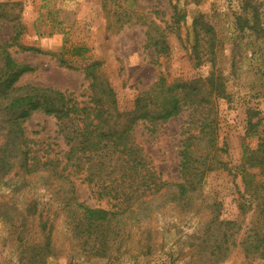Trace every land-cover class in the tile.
Returning a JSON list of instances; mask_svg holds the SVG:
<instances>
[{"label":"rangeland","instance_id":"1","mask_svg":"<svg viewBox=\"0 0 264 264\" xmlns=\"http://www.w3.org/2000/svg\"><path fill=\"white\" fill-rule=\"evenodd\" d=\"M32 21L34 31L27 32ZM48 24L62 38L55 50L41 44ZM17 30L20 36L6 51L32 70L15 86L53 89L86 103L85 74L91 73L96 85L106 82L113 90L110 113L123 114L119 124L137 115L131 114L137 99L160 77L201 89L203 102L195 100L173 118L130 124L141 176L124 180L179 183L183 145L207 155L214 169L187 197L163 187L138 200L144 202L138 216L128 212L109 228L87 231L82 223L76 228L70 199L115 210L116 200L97 188L112 177L84 181L80 171L73 183L46 173L23 178L10 162L8 174L0 176V264H35L38 254L45 264H264V248L246 251L256 202L236 172L245 151L264 148V0H0V42ZM75 52L82 57H72ZM151 100L143 104L153 110ZM21 126L20 142L36 156L62 161L53 167L64 163L70 149L66 120L34 111ZM250 172L261 180L257 168ZM100 235H106L104 251Z\"/></svg>","mask_w":264,"mask_h":264},{"label":"trees","instance_id":"2","mask_svg":"<svg viewBox=\"0 0 264 264\" xmlns=\"http://www.w3.org/2000/svg\"><path fill=\"white\" fill-rule=\"evenodd\" d=\"M19 36L20 32L17 30L9 41L0 42V133L6 130L7 136L0 144V176L8 174L6 167L13 162L23 170V178L24 176L45 178L46 173L54 179H65L73 183L70 178H77L80 171L86 173L84 181H93L98 175L112 177L109 182L97 185V188L99 194L116 200L113 204L115 210L91 208L77 202L76 199H70L69 210L78 222L76 228L82 223L87 231L102 230L111 227L115 224L114 219L125 213H138L136 215L138 216V210L144 205V202L138 200L146 193L157 194L163 187H175L173 196L187 197L197 190V184H200L206 173L214 169L208 164L207 155L196 156L197 151L183 145L179 153L178 174L181 178L179 183L152 180L151 182L133 180L135 183H131L124 180L125 177L136 179L141 176V169L137 168L140 159L138 160L128 140L130 124L137 119L146 120L150 124L155 120L166 121L179 115L184 107L196 105L195 100L197 105L201 104L203 100L198 96L201 89L197 85L192 82L166 83L165 78L160 77L149 91L137 99L135 111L131 113L137 115L119 124L118 120L123 114L114 113V102L110 101L114 94L113 90L106 82L103 85H96L98 77L91 73L85 74V80L90 81L88 85L90 94L86 103H77L73 101L74 97L65 98L61 92L53 89L31 85L15 86L23 74L32 70L28 65L17 63L6 51L5 47L14 43ZM158 44L154 42L155 46ZM71 56L82 57L77 52ZM96 65L98 62L92 63L90 69ZM218 89L215 91H219ZM146 99H152L153 110L149 109L147 103L143 104ZM104 101L108 103L107 108H104ZM110 110L114 111L113 117ZM34 111L54 115L59 121L66 120L70 124L68 132L70 149L64 155L65 161L61 166L53 167L52 164L62 161L57 158H45L42 155L36 156L37 152H33L25 141L20 142L24 134L21 124ZM246 152L243 153L242 162L236 167V172L243 181L245 192H250L248 190L250 189L251 197L256 202L257 220L251 229L252 241L246 249L247 252H255L264 248V157H262L264 148ZM82 163L85 166L81 165ZM253 168L258 169L261 180H254L256 175L250 172ZM141 178L143 180L144 176ZM135 204L137 209H134ZM98 238L101 251H104L106 235H100ZM32 261L35 264H45L41 254L33 256Z\"/></svg>","mask_w":264,"mask_h":264},{"label":"crops","instance_id":"3","mask_svg":"<svg viewBox=\"0 0 264 264\" xmlns=\"http://www.w3.org/2000/svg\"><path fill=\"white\" fill-rule=\"evenodd\" d=\"M49 23V22H47ZM34 25L35 21L31 22L27 25V32H33L34 31ZM49 28L48 32H42L41 37V44L43 47L47 50H55L59 47V41L62 40L60 33L56 32L55 30H50L49 24L47 26ZM45 28V27H43ZM46 29V28H45Z\"/></svg>","mask_w":264,"mask_h":264}]
</instances>
